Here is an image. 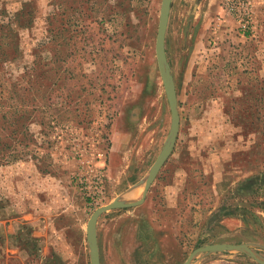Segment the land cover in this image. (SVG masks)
I'll return each instance as SVG.
<instances>
[{
    "label": "rangeland",
    "instance_id": "rangeland-1",
    "mask_svg": "<svg viewBox=\"0 0 264 264\" xmlns=\"http://www.w3.org/2000/svg\"><path fill=\"white\" fill-rule=\"evenodd\" d=\"M162 1L0 0V264L14 263L10 222L31 209L27 197L52 218L51 236L65 196L84 199L85 224L99 207L79 173L105 166L103 205L142 195L131 191L144 187L172 125L156 54ZM166 47L177 144L144 204L100 217L102 264H183L217 242L264 257V0H173ZM39 172L51 176L47 188ZM24 226L30 264H92L73 232L40 251ZM192 264L261 263L221 251Z\"/></svg>",
    "mask_w": 264,
    "mask_h": 264
},
{
    "label": "water",
    "instance_id": "water-1",
    "mask_svg": "<svg viewBox=\"0 0 264 264\" xmlns=\"http://www.w3.org/2000/svg\"><path fill=\"white\" fill-rule=\"evenodd\" d=\"M172 2L173 0L162 1L159 29H158V35L156 41V54L158 58L159 68L164 81L165 89L168 95L171 112H172V125H171V132L169 135V141L164 146L163 150L161 151L155 163L153 164L151 171L147 175V178L144 182L143 195L140 199L134 201H122L120 199H114L113 201L105 205L99 206L97 209H95V211L91 215L87 226V236H88L89 246L91 249L92 264H102L99 237H98V220L100 216L103 213L110 211L112 209L134 207L144 203L155 178L157 177L158 173L160 172L165 162L173 153L177 144V140L180 132V126H181V114L179 110V97H178L177 86L174 75L171 71V65L168 60L167 47H166L167 32L170 22ZM221 251L243 252L252 256L256 260H258L261 264H264V257L260 253H258L254 248H252L250 244L230 243V242H217V243H211V244H205L199 246L187 257V259L183 264H192L193 260L199 253L221 252Z\"/></svg>",
    "mask_w": 264,
    "mask_h": 264
},
{
    "label": "crops",
    "instance_id": "crops-1",
    "mask_svg": "<svg viewBox=\"0 0 264 264\" xmlns=\"http://www.w3.org/2000/svg\"><path fill=\"white\" fill-rule=\"evenodd\" d=\"M28 172L30 171H26V174H25V183L28 187L33 188V185H35V183H33L34 182L33 179H35V174L34 172L30 174ZM38 175L40 176V181H43L44 188H47L46 182H49L51 176L49 177L47 174H44L41 172H39ZM140 187L141 186H139L138 184H135V189L131 191V196H137L139 195L140 192L143 195L144 187L142 188V190L140 189ZM41 190L43 191L44 189H41ZM75 190L77 192V189ZM141 196L135 200L140 199ZM26 200L27 202L31 204L32 206L31 209L26 210V212L22 216L15 214L13 217H11L12 222H10L11 227H10L8 236L10 239H14V241L10 242L11 244H9V249L10 250L12 249V251L14 252L16 251L17 253L16 255H14V258H13L14 263H10V264H30L26 256L29 246L26 242H24V240L20 241V238L22 236L21 229H22V226L24 225L26 227L28 226V227H31V229H33L31 240L34 244V247H36V245L39 244L38 246H39L40 251L41 250L44 251L48 244H53V245L57 243H63V245L69 244V242L67 241L69 232H73L74 234H76L80 242L84 241V244H86L85 242H88V236H87L88 223L85 224L83 222V219H84L83 216L85 214L84 213L85 201L79 195V193L78 195L74 197H70V195L69 197L65 196L64 205L60 207L59 209L60 218H58L56 221L54 220V226L57 229L58 233L52 234L51 236H48L47 234L48 233L47 230L49 231V228L51 226V221H53L50 215L48 213L37 211V208L39 207V205H37L36 197L34 196L32 198L27 197ZM140 205H137V206H140ZM40 207L42 210H44L43 205H40ZM46 209L48 210V206ZM112 210H115V209H112ZM98 223H99V220H98ZM25 226H24V229H25ZM58 237H61V238L55 240V238H58ZM98 237H99V232H98ZM26 239L29 240V237H26ZM99 245H100V240H99ZM85 246H86L85 248H87V245ZM100 251H101V248H100ZM101 261H102V256H101ZM40 264H42V262Z\"/></svg>",
    "mask_w": 264,
    "mask_h": 264
},
{
    "label": "built area",
    "instance_id": "built-area-1",
    "mask_svg": "<svg viewBox=\"0 0 264 264\" xmlns=\"http://www.w3.org/2000/svg\"><path fill=\"white\" fill-rule=\"evenodd\" d=\"M104 167L91 168L86 173H79L77 175V184L84 191L88 203L93 208L103 205L107 200V179Z\"/></svg>",
    "mask_w": 264,
    "mask_h": 264
},
{
    "label": "trees",
    "instance_id": "trees-1",
    "mask_svg": "<svg viewBox=\"0 0 264 264\" xmlns=\"http://www.w3.org/2000/svg\"><path fill=\"white\" fill-rule=\"evenodd\" d=\"M8 146V145H7Z\"/></svg>",
    "mask_w": 264,
    "mask_h": 264
}]
</instances>
